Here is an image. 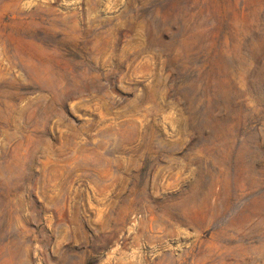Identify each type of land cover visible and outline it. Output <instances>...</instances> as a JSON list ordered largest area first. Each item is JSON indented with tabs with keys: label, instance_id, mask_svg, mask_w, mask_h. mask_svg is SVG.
Masks as SVG:
<instances>
[{
	"label": "rangeland",
	"instance_id": "1",
	"mask_svg": "<svg viewBox=\"0 0 264 264\" xmlns=\"http://www.w3.org/2000/svg\"><path fill=\"white\" fill-rule=\"evenodd\" d=\"M0 264H264V0H0Z\"/></svg>",
	"mask_w": 264,
	"mask_h": 264
}]
</instances>
